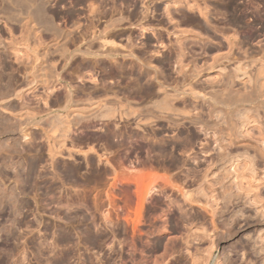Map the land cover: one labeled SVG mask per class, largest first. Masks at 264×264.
Returning <instances> with one entry per match:
<instances>
[{"label":"bare ground","instance_id":"bare-ground-1","mask_svg":"<svg viewBox=\"0 0 264 264\" xmlns=\"http://www.w3.org/2000/svg\"><path fill=\"white\" fill-rule=\"evenodd\" d=\"M22 1L23 0H21L20 2L18 0V2H16L15 0L14 2V0H11L10 2L8 1V4L6 2V5L10 9H14L16 7L18 8L20 7V9L22 8V10L23 8L28 9L24 11L26 12L25 15L22 16L21 15L22 13L19 14L21 16L18 17L15 25H13V27L19 30L21 36L19 37V42L16 43L17 48L12 49L14 64L17 66L24 67L23 70L24 72H26L25 70L28 65L25 63V61L28 60L27 58L30 59L29 64L31 65L30 67H32L33 66L32 64L34 63L35 65L36 62L39 61V59L43 60L41 61V63L43 64V62L46 61L44 60V58L46 56H49L47 55V50H48L47 47H40V45H38V42L40 40L38 37L37 22L35 21L36 19L35 17L38 13L37 10H40V12L41 11L45 12L47 9L45 10L44 4H43L44 6L41 5L39 7L40 9L37 7L38 5L37 1L39 0H29V1L27 0L28 2H30L29 3L30 5L27 4L28 2H26V0H24L26 4L29 6V8L26 7L27 5L25 7L22 6L24 4V1L23 2ZM41 1L43 2L44 0ZM237 1L238 0H216V2H214L213 4L207 5L206 2H202L199 0H102L100 2H102L103 5H101L102 3L97 2V0H51L55 8L57 7L61 8L62 7L61 5L63 4L65 5L67 4L68 6L67 8L65 7L64 13L58 11L57 10L58 8L54 10L53 13L51 12L52 16L50 18L52 19L49 21L51 26L50 32L52 33L53 36V40H51L53 41L52 45H54L56 49H60L58 54H56L57 58L62 59V61L66 63L72 56L73 59L76 56H79V58L83 59L86 55L94 54L97 57L105 55V57L109 58L108 60H110V62L112 63L113 60H115L113 59L114 56L123 54V50L126 51V49L128 48L126 44H125L126 49H123L125 48V46L120 47L119 45L120 42L126 41L129 42L128 44L130 43H133V45L136 44L141 49L140 51L142 55L139 52L138 55H136L133 51L134 49L131 50L132 48H134V46L130 44L131 46L128 45L129 51L127 52V56L134 58L135 61H138V63L136 62L138 65L136 75L135 73H132L136 76V78L131 74L133 79L135 78L134 79L135 82L133 81L134 82L133 87L135 88L137 93H136V97L133 98H128L125 96L123 97L122 94H121L122 95L121 98H116L118 96L111 95L110 97V95L107 94L106 91L104 92L105 93L104 97H102L104 93L100 95L101 97L100 96L98 98L96 97L97 101L95 97H94L95 99H93V98H89V96L91 95L89 96L87 95L86 97L89 98L88 100L91 99L90 100L91 102H89L85 97L86 101H88L87 102L88 104L86 106L85 104H83L85 102V99H83L84 102L82 103L83 100H81L82 99L81 94H78L81 95L79 97L80 100L78 99V95L74 96L75 92L78 90L74 88L75 86H77L76 84L74 86L71 85L72 83L68 84L69 82L72 81L71 78V81H69L64 86L63 88L64 90L62 92L60 91V93L51 96L53 99L50 98L51 95L50 93L52 92L53 89H50L51 92H49L48 91L49 87L45 85L46 86L44 88L45 92H43L42 94L43 98H41L40 96L39 98L37 99L34 98L32 100L37 102L36 104H43V106L46 108L42 107V110L47 109L45 110L47 111V113H50V109H51L50 107L53 106L54 108H56L55 110L56 112L53 115H49L42 121L40 120L38 122V124L40 122L41 123L43 122V124H46V126L48 125L50 126L49 130L46 131L50 134L51 139L53 138L55 133L56 134L58 133L57 136L55 135L57 139L53 138L55 140L54 142L56 147H53V145L51 146H48V144L46 145L48 140H50L49 137H46V135L44 139L46 142L44 143L46 146L45 145L44 146L47 152L46 160L49 159L48 164L52 162L53 165L55 164V161H53L54 158L64 156V155L62 156L63 150L64 152H66L65 153L67 156L66 158L70 159L71 161L74 156L72 155L74 154L73 152L78 151V149L75 151V149L77 148L76 147L77 144L73 142L74 138L72 140V138L69 136L71 128L77 124L78 119L83 122L82 126H84L85 128H87L89 125L91 126V124L93 125L95 122L94 120L95 119L97 120V118H98L97 121H99V119L100 120L102 119V121L106 120L108 124L110 121H111L110 124H114L115 119L120 125H121L120 122L125 123V125H127L129 121H132L135 130L133 128L132 129L134 131L140 130V132L142 133H144L145 131L143 130V128H141V124L142 125L153 124L154 120L157 121L158 119L162 120L167 125L179 126L181 128L182 134H184V143L182 144L183 147L182 149L184 153L186 152V154L192 159V161L194 160L197 164L196 168L200 175V182H201L199 184V187L206 184L205 180L207 174L209 173L215 175L216 171H220L224 175V178L222 177L221 180L222 182H225V184L217 183L219 184L217 187L214 186V184H212L213 187H215L214 190L215 189L217 190L213 191V194L210 196V198L212 199L211 203H208L207 201L205 202L204 200L201 201L200 199H197L198 201L195 200L196 204H198L201 209L206 210V208H208L206 211L207 214L209 215L210 225H211V230L208 232L212 233L216 239H221L223 237L230 238L232 240L238 237H240V239L242 238V241L245 242L246 246L244 244L243 246L239 245L238 248H236V250H238V252H242V254L246 249L249 252L260 251L264 253L263 246L261 245L256 246V244L259 245V243H262L261 241L263 240L262 239L263 237L261 236V234L264 235V205L263 203L261 204L262 201H260L261 182L260 180H258L257 183H255L256 180L255 178H253V175L255 173L254 166H256V164L254 163L260 162L262 164L261 166L264 167V31L259 29L257 30V28L255 27L258 24L260 25L261 21L264 22V3H262L260 0H242L241 4L238 5ZM180 8L183 9V11L180 12L179 10ZM170 9L174 10L175 12L173 11L174 13H172ZM177 9L183 27H180L179 24L180 21L178 23L173 17V15L177 14L176 12ZM209 9L215 11L217 15L220 16L227 15L229 17L228 21L229 23H231V25L235 27L240 26L241 28L246 29V33L244 32L245 35L239 40H237L236 35L233 34L230 36L221 35L222 36L221 39H223V41L217 39L219 31H217L216 29L217 28L216 24L212 22L213 18L211 16L212 14H209L211 13ZM185 10L188 13H185ZM194 11H196L197 14L202 17L203 23L199 21L198 18L193 14ZM8 18L12 20L13 17L12 18L8 17ZM62 19H63L62 24L59 25V22L57 21ZM85 21L87 22L86 24L84 23ZM2 44L3 43H1L0 41V45ZM117 47L119 50L117 49ZM70 48L75 49L74 51L76 52H71L67 54V50ZM80 48L83 50H80ZM2 49H3L2 53L4 59L2 63L0 62V92L8 88L7 85H2V83L4 82L7 83L9 82V80L10 81L14 80L17 77L16 73H18L19 71L18 69H13L11 66H8L6 62L7 56L4 51V49L6 50V48H2ZM23 49L28 50L29 52L28 57L24 56L22 52ZM93 49L96 50L92 51ZM154 49H158V50H154ZM50 57L48 58L51 59L52 61L51 62L49 61L50 62V64H48L49 66L43 64V66L49 68L44 69L46 67L41 66L42 68L41 71L44 72H42L43 73L42 77H40L39 80H42L44 84H46L47 80H49L48 79V77L50 76L49 74L55 73V67H56L55 63L56 60H58V59L55 60L53 57L52 58ZM151 58H153V61H151ZM104 60L102 62H104ZM82 61H84V59L81 60V62ZM135 61L133 60L134 63ZM199 61H201L200 64ZM75 62H78V60ZM92 62L93 61H91L90 63ZM98 62L100 63V61ZM85 64L83 66L86 69L85 66L89 67V65H85ZM93 64L94 63H92L91 65ZM117 64H119V62ZM95 65H93L92 67H94ZM104 65H106V63H104ZM155 65H157L158 68V69L156 68L157 72L154 71ZM78 66L80 67V65ZM70 67L72 68L71 65ZM32 68L33 70L36 69L35 67ZM99 68L100 67H98V69ZM74 69H72L73 72H75ZM77 69L78 68L76 67V70ZM88 69H90L89 72H91V68ZM112 70L115 69L112 68ZM31 71H29L30 72L29 75L32 77L33 75H31ZM129 71L132 70L130 69ZM33 72L37 73V70ZM89 72L88 74H92V72L91 73ZM101 72L103 73V71ZM27 73L24 76L25 81L30 80V76L27 75ZM112 73L113 71L111 72V74ZM94 74L96 75V73ZM78 75L79 74H76L75 78L77 79L80 78L77 77ZM116 75L118 76L117 73ZM58 76L59 74L56 75V77ZM126 76L128 77V75ZM33 77H35V74ZM90 77L87 79L90 80ZM102 77L104 76L102 75ZM50 78H54V76ZM75 78L73 79L75 80ZM116 79H114V81ZM57 81H59V78ZM95 82L94 81L89 82L90 86L91 83L94 84ZM104 82H99V83L104 84ZM30 83H33L32 80L31 82L29 81L28 84ZM102 86L105 87V84ZM88 88L90 89V87ZM78 89L80 90V87ZM81 90L83 94V90L85 89H82V86H81ZM113 91L116 90L114 89ZM97 92H99V90ZM124 94L126 93L124 92ZM20 95L17 93L16 95H14L16 100L19 101L18 103H20L22 107L28 106L30 104L29 103L30 100L23 99L20 97ZM112 97L114 98L112 99ZM48 99L50 100L52 99L51 102H49L50 100L48 101ZM9 106L11 108L15 107V105H11V104ZM26 112H27L26 114H28L27 117L28 120L27 122L26 121L25 122L28 123V121L33 119V117L30 119L31 117V116L29 117V115L31 114V113L29 114L30 111H26ZM37 113L38 116L39 112ZM34 114L36 116V113ZM39 126L42 127V125ZM115 128L117 129V127ZM122 129H124L125 131L126 129L125 126ZM117 131L118 130H116V133ZM129 131L128 134L130 133ZM136 133L137 135L136 134L135 135L137 137V140L138 139L142 140L141 138L143 136L141 137L138 134V132ZM26 138L27 135L21 133V139L23 140ZM104 139L105 138H103V140ZM190 139L196 145L195 150H192V147L190 148L188 144V141ZM67 140H69L68 142L70 144V147L68 149L67 146H65V142ZM82 141H83L82 143H84V139ZM136 143L137 142L134 143L135 146ZM160 145L164 147L163 143ZM74 147L76 148L74 149ZM161 148L162 147H160V150ZM94 149L91 147L89 148L88 152L95 153ZM137 149L139 151H142L143 146L138 147ZM109 150L110 149L108 148V151ZM148 150H150V148L148 149V147H146L145 151ZM163 150L164 149H162L161 151ZM161 151L160 153H162ZM79 152H81L80 154L83 156V158L86 157L85 156L87 155L86 152L83 153L82 150ZM146 154L148 156V153ZM102 157H98L97 155V159ZM113 159L112 161L115 160ZM99 160L100 159H98L97 162H99ZM73 162L74 161L71 162L72 165ZM82 162L84 163L83 159ZM105 162L107 164L106 167H108L109 166L108 162L107 161ZM146 162H149L148 165L151 167L152 163L150 164V161H148L147 159ZM56 165L57 164H55L54 166ZM32 167L33 166L31 165V168ZM56 167H54L55 170ZM79 167L80 165H77L76 163L74 169L76 170ZM263 167L262 169H264ZM68 171L71 172L74 170L69 168ZM15 172H16L15 181L16 183H18L19 181H17V179L20 178L19 176L20 173H18V169L16 171V168H15ZM144 175L145 174H142L141 176L139 175L137 177V181L134 182L137 188L134 193L135 196L132 205H129L128 203L126 204V201L125 203L123 201L124 204H122L121 206H115L113 208L115 209V212H117V215L119 213L120 215L122 214L123 219L130 223V233H131L130 241L126 243V245L124 244L125 245L124 251H126V253L131 252L130 256H128L130 257L128 259L130 260L131 264H135L134 263L135 258L131 257V255L132 252L135 251L138 252L137 242L142 237L144 236L146 237V240L144 239L145 241L144 247L149 248V246L152 245L151 243L153 242L151 240V237L157 234L165 236V238L163 239L164 242L162 246V250L164 252L167 251L168 247L174 242L175 239V237L171 236L172 234L168 233L169 226H168V212L166 211L167 207L166 210L163 209L165 207L159 209L156 208L157 210H159L156 213H154L152 209L153 212L150 218H146V216L144 215V210H145L144 208H146L145 207L146 198L149 197V195L151 194L152 192L151 185L156 180L155 178H153L155 177L154 175L153 177L150 175L151 177L148 178L149 179L148 183L144 184L142 180ZM148 176L149 174L147 175V177ZM29 181L27 180L26 183H28ZM23 183L24 181L22 182V184ZM22 189L24 190V188ZM6 191L7 190L5 189L2 192L4 193ZM21 192L18 191L19 194ZM199 192L203 197H206L205 193H203L204 192L203 189L201 191L199 190ZM181 194H183V192H181ZM8 195H11V193H9ZM187 195H188L187 192L183 194V196H187ZM214 195L217 196L215 197ZM19 196L22 197V195ZM3 200H5V198ZM13 200L15 202V199ZM16 200H18L17 197ZM18 201L21 202V200ZM217 201H223V202L228 201L231 204V207L228 209L227 208L225 209L222 206L219 207V205H217ZM189 202L193 203L194 201L190 200ZM15 204L17 203L15 202ZM12 206L13 207L9 206V208H7V205L5 206V208H7L6 210L8 211V213H6L7 216L8 214H12L11 216L9 215L8 218L3 219L4 224L5 223L7 224V225L5 224L6 227L3 226L4 225L2 224L3 221L0 220L2 222L1 226L4 228V232H1L0 230L1 234L3 233V237H0V264H8L11 260L12 261L10 263L12 264H22V263L24 264L25 261L23 256L21 257L20 255L24 252L23 245L20 246V244H18L17 246L16 244L13 243V245L15 246H11L12 242L10 243V241L12 240L11 238L13 237L10 234V232L14 230V229L11 230V227L14 224L15 219L12 221L8 219L9 217L11 219L14 218L15 216H18L19 211L21 209V208L18 209L17 205H12ZM36 222L37 220H35V223ZM64 237L65 236H63L61 239L58 237L59 240L56 239V241L58 240V242H56V244L53 243V248L55 245L57 247L59 245L58 243L61 244L62 242H65L66 244L68 242L67 238L69 237L67 236H66L67 238ZM89 240L92 241L91 238H89ZM163 240L161 239V241ZM140 242L143 241L140 240ZM40 244L43 243L40 242L38 245ZM74 245L75 244H73V246ZM47 247H45L46 249L44 248L47 251L42 250L43 253L50 252V254H53V250L49 248L48 250ZM5 252L7 253L9 258L8 259L6 258L7 261L3 263L1 256ZM238 252L235 253L236 257L239 254ZM43 253H41L40 251L37 252L38 264H69V260L71 259L70 257H72L68 255V252L66 254L62 252L59 255L53 254L52 256H48V254L46 253H44L46 254L44 255ZM19 255L21 258H19L16 262H14L15 261L14 258L16 256L19 257ZM147 259L148 258H145L144 260ZM144 260H142L141 263L146 262ZM137 261L139 262V260Z\"/></svg>","mask_w":264,"mask_h":264},{"label":"rangeland","instance_id":"rangeland-1","mask_svg":"<svg viewBox=\"0 0 264 264\" xmlns=\"http://www.w3.org/2000/svg\"><path fill=\"white\" fill-rule=\"evenodd\" d=\"M8 1L10 2L11 0H0V41L1 43H3L2 45H0V62L2 63L4 59L2 48H6V50L4 49V51L7 56L6 62L8 66H11L13 69H18L20 72H14L17 76L14 80H9V82L7 83H2V85H7L8 88L0 92V220L3 221V223L0 221V230L1 232H4V228L1 226L2 224H4L3 219L8 218L9 215H12L8 214L7 216L6 213H8V211L6 209L9 208V206L13 207L12 205H17L18 209L21 208L19 211L20 216L18 214V216H15L14 218L10 219L9 217L8 220L12 221L15 219V222L13 221L14 224L11 227V230H14L10 232V234L13 236H11L12 240L10 241V243L12 242L11 246H15L13 245V243L17 246L18 244H20V246L23 245L24 254L22 253L20 255L21 257L23 256L25 260L24 264H38L37 252L40 251L41 253H43L42 250H45V247L47 246V249L49 248L53 250V254L59 255L62 252L65 254L68 252V255L72 256L70 257L71 259L69 258V264H81L83 262V264H131L130 260L128 259L130 258L128 256H130L131 252H127V254L126 251H124V246L130 241V223L123 219L122 214V216L120 215V213L117 215V212H115V209L113 208L115 206H121L125 203V201L126 204L128 203L129 205H132V203L134 202V193L137 188L134 182H136L137 177L139 175L141 176L142 174H145L142 179L144 184H147L149 180L148 178L151 176L153 177V175L155 176L153 178L156 179L155 182L152 183V185H154H151V194L146 198V208H144V215L146 216V218H150L153 211L154 213L159 211L156 208L159 209L165 207L163 209L166 210L167 207L166 211L168 212L169 226L168 233L172 234L171 236L175 237V239L174 242L168 247L167 251L164 252L162 250V246L165 236L157 234L151 237V240L153 242L151 243L152 245H150L149 248L144 247V239L146 240V237H142L140 240L143 242H140V240L137 242L138 252H132L131 255V257L135 258V264H140L141 261L145 258H148V261L144 260L146 262H142L141 264H264V253L260 251L249 252L246 249L242 254V252H238V250H236L239 245L243 246L245 244V242L242 241V238L240 239V237H238L232 240L230 238L223 237L221 239H216L212 233L208 232L211 230L210 218L206 211L208 208H206V210L201 209L199 205L196 204L195 200L198 201L197 199H200L201 201L204 200L205 202L207 201L208 203H211L212 199L210 198V196L213 194V191L217 190H214L215 187H213L212 184H214V186L216 187L219 184H225V182H222L221 180L222 177L224 178V175L220 171H216L215 175L209 173L207 174L205 180L206 184L199 187V184L201 182L200 175L196 168L197 164L194 160L192 161V159L186 154V152L184 153L182 149V144L184 143V134H182L181 128L177 125L170 126L165 124V122H163L162 120L158 119L157 121L154 120L153 124H141V128H143V130L145 131H143L144 133L140 132V130H136L141 137L143 136L141 138V141L143 142V150H146V147H148V149L150 148V150L146 152L138 150L139 152L136 154L137 160L153 159L156 163H154L151 167L149 165L145 166L140 164L135 168H127V170L119 169L117 171H108L106 169H103L101 167L102 165L96 166L94 162H92L93 155L97 154L96 152H88L89 149L87 151H83V153H87V155H85L86 157L83 158V156L80 154L81 152H79L82 149L78 148L77 146V148L74 147V149L76 148L75 151L77 149L78 151L73 152L74 154L72 155L74 156L72 161L75 162L83 159L85 167L82 170L88 172L90 174L89 177L73 179L71 178V176L67 175V173L69 174L73 172H69V168L76 171L81 167L75 170V165L72 167L71 160L66 158L67 156L64 150L62 151V156L64 155L63 157H56L53 159V161H55V164H57L56 166L58 167L54 166L55 164L53 165V163L51 162L52 160L50 161L51 163L48 164L49 159L46 160L47 152L45 146L48 144V146L53 145V147H56L54 139H57L56 136L58 133H55L56 136L54 135V139H51L50 134L47 132L50 126H46V124H43V122H40L38 124V122L40 120L42 121L49 115H53L56 112V108H54L53 106L50 107V113H47V111H45L47 109H44L46 107H44L43 104H36L37 102L32 99H37L40 96L41 98H43L42 94L43 92H45L44 88L46 86L49 87V92H51L50 89H53L50 93V98H52L51 96L58 94L59 88H64L67 83L63 82L61 80V77L59 76L61 73H63L64 67L71 62V58L73 56L66 63L63 62L62 59L57 58L56 54H58L60 49H56V47L52 45L53 41L51 40H53V36L50 32L51 26L49 21L52 19L50 18L52 16L51 12L53 13L54 10H56L58 7L55 8L51 0H44V3L39 0L37 1V7L39 8L44 4L45 10H48H46L45 12H40V10H37L39 14L37 13L35 17V21L37 22L38 37L40 40L38 42V45H40V47H47L48 49L47 55L49 56H46L44 58V60L46 61L43 62V64L49 66L48 64H50V62L52 61L48 58L50 56V58L53 57L55 60L58 59L60 61L56 60L57 64L55 63V73L49 74L50 76L48 75L49 80H47L46 84H44L42 80H39L40 77H42V72H44L41 71V66H43L41 61L43 60L39 59V61L35 64L36 66L33 63L32 67L36 68L35 70H33V68L30 67L31 65L29 64L30 59L27 58L28 60L25 61V63L28 65L25 70L26 72H24L23 70L24 67L15 65L12 55V49L17 48L16 43L19 42V37L21 36V34L19 33L18 29L13 27V25H15L19 16L25 15L26 12L24 11L28 9L23 8L22 10V8L20 9V7L10 9L6 5V2L8 4ZM19 1L21 2V0ZM28 1L26 0V2ZM100 1L97 0V2ZM199 1L206 2L207 5H211L216 2V0ZM260 1L264 3V0ZM16 2H18V0H16ZM26 2L24 1V4L22 6L25 7L30 3L28 2L26 4ZM241 2L242 0H238L237 4L239 5L241 4ZM101 5H103V3ZM61 6L62 7L58 8L57 10L61 13H64L65 7L67 8L68 6L67 4H63ZM26 7L29 8L28 5ZM179 10L180 12L183 11V9L181 8ZM209 10L211 12L209 14H212V22L216 24V29L217 31H219L217 39L223 41V39H221V35L230 36L233 34L236 35V39L239 40L245 35L246 29L241 28L240 26L235 27L231 25V23H229L228 21L229 17L227 15H224L225 17L223 15L220 16L217 15L215 11H212V9ZM173 11L174 10H171L172 13L175 12ZM176 12L178 15L175 13L176 15H173V17L178 23L180 21V27H183L179 17L178 9ZM185 13L188 12H186L185 10ZM193 14L198 18L199 21L203 23L202 17L198 15L196 11H194ZM8 17L12 18L13 21ZM62 21L63 19L57 22H59V25H61ZM261 22L260 25L258 24L255 27L257 28V30L259 29L264 31V22ZM84 23L86 24L87 22L85 21ZM70 49L67 50V54L76 52L70 51ZM22 52L25 57H28V50L23 49ZM86 56L97 57L94 54H89ZM200 62L201 61H199V64ZM48 68L46 67L44 69ZM154 68V71L157 72V65H155ZM31 70H37V73H34ZM29 71H31V75L34 76L35 74V77H31L29 75ZM26 73L30 76L29 81L31 82L32 80L33 83L28 84L29 81L24 80V76ZM58 74L59 76L56 77V75ZM53 76L54 78H50ZM58 78L59 81H57ZM16 93L19 95L21 94V98L30 100V104L26 107H22L21 104L18 103L19 101H17L14 96L16 95ZM49 100L50 99H48V101ZM49 102H51V100ZM10 104L15 105V107L11 108L9 106ZM33 105L36 107H34ZM37 105L40 110L38 109ZM42 107H44V110H42ZM36 110L37 112H39L38 116ZM26 111H30V119L33 117V119H31L32 121L30 120L28 121V123H26L28 120V114H26ZM34 113H36V116ZM97 120H94L96 122L95 127H102V125L100 124L107 122L106 120L102 121V119H99V121ZM114 122L115 124H118L116 119L114 120ZM120 123L122 124V122ZM82 124L83 122L78 119L77 124L71 128L69 134L71 138L75 133H77V131L83 129L84 126H82ZM39 125H42V127ZM21 133L26 134L27 138L22 140ZM45 135L46 137H49L51 141L48 140V142L46 143L44 140ZM68 141L69 140L65 142V146H67V149L70 147ZM192 142L193 141H191L190 139L188 141V144L190 148L192 147V150H195L196 145L194 144V142ZM44 143H46V145ZM162 143L164 147L160 145ZM159 146L162 147L161 150L164 149V152L160 150ZM160 151L162 153H160ZM146 153H148L149 157ZM150 155H152V157H150ZM161 155L163 156V158ZM102 156L106 157V155H101L98 157ZM103 157L98 158L100 160L97 163L102 164L103 161L108 162V160L103 159ZM35 160L38 161V164ZM183 161L186 162L184 163ZM259 163H254L256 164V166H254L255 173L253 175V178H255L256 180L255 183H257L258 180H260L261 182V198L260 196L259 198L261 199L260 201H262L261 204L263 203L264 205V169H262V164ZM31 165L33 166L32 168ZM51 167L53 168V170ZM54 167H56V170ZM15 168L16 171L18 169V173H20V178L17 179V181H19L20 183H16L15 181ZM148 174L149 176L147 177ZM27 180L29 181L28 183H26ZM23 181L24 183L22 184ZM4 188L7 191L3 193L2 191L5 190ZM22 188H24V190ZM201 188L203 189V193H205L206 197H203L199 192V190H202ZM11 189H13L14 191ZM15 190L17 191V194ZM18 191L22 192L19 194ZM7 192L8 194L11 193V195L14 197L8 195ZM181 192H183V194L187 192L188 195L183 196ZM19 195H22V197ZM15 196L18 200H21L22 203L16 200ZM4 198L5 200H3ZM13 199H15V202L17 204H15ZM188 200H192L194 202L192 203ZM5 204L7 205V208H5ZM217 205H219V207L222 206L225 209L231 207V204L228 201H217ZM34 219L37 220L36 223ZM38 222L40 225L38 224ZM5 224L3 225L4 227H6L7 225ZM1 232L0 237H3V233L1 234ZM63 236H65L64 238L69 237L67 238L69 243L67 241L66 244L65 242H62L61 244L58 243L59 247H56L55 245L54 248H56L54 249L53 243L56 244L59 238L61 239ZM261 236L263 237L261 238L264 240V235L261 234ZM89 238H91L92 241L89 240ZM56 239L58 240L56 241ZM161 239L163 241H161ZM69 240L71 241V243ZM263 240L261 241L262 243H259V245L256 244V246L261 245L264 247ZM40 242L43 243L40 244L42 248L40 245H38ZM73 244L75 245L73 246ZM237 252L239 254L236 257L235 253ZM4 254L1 256L3 263H5L9 258L6 252ZM46 254H48V256L53 255L50 254V252H47ZM20 255L19 257L16 256L14 258V262L21 258ZM125 259L127 262L125 261ZM137 260H139V262ZM122 261L125 262L123 263Z\"/></svg>","mask_w":264,"mask_h":264},{"label":"flooded vegetation","instance_id":"flooded-vegetation-1","mask_svg":"<svg viewBox=\"0 0 264 264\" xmlns=\"http://www.w3.org/2000/svg\"><path fill=\"white\" fill-rule=\"evenodd\" d=\"M129 42H126V41H122V42H120L119 43V45H120V47L122 46V47H124L125 46V48H123V49H126V45H127V47L129 48V46H131L130 44H132L133 45V43H130V44H128ZM126 44V45H125ZM129 45V46H128ZM136 44H134L133 46H134V48H132L131 50H133L134 51V53L136 54V55H138V52L139 53H141V49L136 45ZM132 46V47H133ZM137 49H136V48ZM128 48L126 49V51L125 50H123V49H120V50H123V54H121V55H117V56H114L113 57V59H115L116 60V62H115V60H113V62L111 63L110 62V60H108L109 58H107V57H105V55H103V56H100V57H87V56H85L83 59H84V61H82L81 62V60H83V59H81V58H79V56H76V57H74V59L72 58V60H71V62L67 65V66H65L64 67V69H63V73H61L60 74V77H61V80L63 81V82H65V83H68L69 81H71V78H72V81L71 82H69L68 84H71V85H77V86H75L74 88L75 89H77L78 91H76L75 92V95L74 96H76V95H78V94H81V95H78V99L80 100V96H81V100H83V99H85V102H84V100L82 101V103L83 104H85L86 106H87V102L89 101V102H91L90 100H88L89 98H93V99H95L96 97L98 98L101 94H103L104 92H106L107 91V94H109L110 95V97H111V95L113 96V95H116V96H118V97H116V98H121V96L123 95V97L125 96V97H128V98H133V97H136V90H135V88L133 87V85H134V79L136 78V72H137V63H138V61H135V59L134 58H131V57H128L127 56V52L129 51L128 50ZM117 49H118V47H117ZM80 50H83V49H81L80 48ZM96 49H93L92 51H95ZM119 50V49H118ZM70 51H74V49H70ZM125 51V52H124ZM141 55H142V53H141ZM125 56V57H124ZM126 57H128V58H126ZM124 58H126V59H124ZM78 60V62H75V61H77ZM104 60V62H102L103 60ZM131 59V60H130ZM75 60V61H74ZM80 60V61H79ZM108 60V61H107ZM119 60V61H118ZM122 60V61H121ZM133 60L135 61V63L133 62ZM91 61H93L92 63H94L93 65H95L94 67H92L93 65H91L92 63H90ZM98 61H100V63L98 62ZM112 61V60H111ZM132 61V62H131ZM151 61H153V58H151ZM73 62H75V63H73ZM102 62V63H101ZM108 62V63H107ZM119 62V64H117ZM125 62V63H124ZM137 62V63H136ZM79 63V64H78ZM86 63V64H85ZM89 63V64H88ZM104 63H106V65H104ZM123 63V64H122ZM134 63V64H133ZM89 65V67L88 66H85L86 67V69L84 68V66L83 65ZM100 66H99V65ZM102 64V65H101ZM113 64V65H112ZM117 64V65H116ZM70 65L72 66V68L70 67ZM74 65V66H73ZM78 65H80V67H82V68H80ZM120 67H119V66ZM128 65V66H127ZM103 66H105V67H103ZM76 67L78 68L77 70H79V71H77L76 70ZM97 69H96V68ZM98 67H100L99 69H98ZM108 67V68H107ZM110 67V68H109ZM123 67V68H122ZM71 68V69H70ZM75 68V69H74ZM88 68H91V72H92V74H88V72H89V70L90 69H88ZM103 68V69H102ZM106 68H107V70H106ZM112 68H114L115 70H112ZM119 70H118V69ZM121 68V69H120ZM68 69H69V71H68ZM72 69H74L75 70V72H73L72 71ZM93 69V70H92ZM110 69V70H109ZM117 69V70H116ZM132 70V71H129V70ZM95 70V71H94ZM98 70V71H97ZM103 71V73L101 72V71ZM122 70V71H121ZM126 70V71H125ZM67 73H66V72ZM77 71V72H76ZM83 73H82V72ZM88 71V72H87ZM106 71V72H105ZM113 71V73L111 74V72ZM117 71V72H116ZM121 73H120V72ZM78 72H80V73H78ZM91 72H89V73H91ZM105 72V73H104ZM119 72V73H118ZM128 72V73H127ZM84 73H86V74H84ZM94 73H96V75L94 74ZM115 73V74H114ZM116 73L118 74V76L116 75ZM130 73V74H129ZM132 73H135V75L134 74H132ZM74 74V75H73ZM76 74H79L77 77H80V78H75L76 76ZM101 74V75H100ZM105 74V75H104ZM120 74H122V75H120ZM133 76H135V78L133 79V77H132V75ZM85 75V76H84ZM88 75H89V77L90 76H92V77H90V80H88L87 78H89L88 77ZM102 75L104 76V77H102ZM107 75H111L110 77L109 76H107ZM125 77H124V76ZM126 75H128V77L126 76ZM71 76V77H70ZM82 76V77H81ZM117 77V79H116V77ZM122 78H121V77ZM130 76V77H129ZM69 77V78H68ZM113 77V78H112ZM73 78H75V80L73 79ZM85 78H86V80H85ZM91 78H92V80H91ZM101 78V79H100ZM103 78H105V79H103ZM109 78V79H108ZM65 79V80H64ZM68 79V80H67ZM70 79V80H69ZM77 79V80H76ZM98 79H100V80H98ZM108 79V80H107ZM114 79H116L115 81H114ZM125 79V80H124ZM132 79V80H131ZM83 81V84H82V81ZM95 80H96V82H95ZM124 80V81H123ZM79 81V82H78ZM84 81H86V82H84ZM95 82L94 84L93 83H91V86H90V84H89V82ZM104 82V84H105V87L104 86H102V85H104V84H100L99 82ZM134 81V82H133ZM106 82H107V84H106ZM116 82V83H115ZM81 85H80V84ZM115 83V84H114ZM86 84H88V85H86ZM98 84V85H97ZM112 84H113V86H112ZM80 85V86H79ZM95 85V86H94ZM101 85V86H100ZM107 85V86H106ZM120 85H122V86H120ZM127 85V86H126ZM81 86H82V89H85V90H83V94H82V90H81ZM85 86V87H84ZM100 86V87H99ZM119 86V87H118ZM80 87V90L78 89ZM88 87H90V89L88 88ZM95 87V88H94ZM105 89H104V88ZM129 87V88H128ZM133 87V88H132ZM97 88V89H96ZM102 88V89H101ZM118 88H119V90H118ZM125 88V89H124ZM128 88V89H127ZM86 89H88V90H86ZM94 89V90H93ZM103 89H104V91H103ZM107 89V90H106ZM111 89V90H110ZM116 90V91H113V90ZM64 89H63V87L62 88H59V90H58V93H60V91L62 92ZM91 90V91H90ZM93 90V91H92ZM99 90V92H97ZM121 90H122V92H121ZM87 92H89V93H87ZM97 92V93H96ZM102 92V93H101ZM109 92V93H108ZM113 92H115V93H113ZM120 92V93H119ZM124 92L126 93V94H124ZM135 92V93H134ZM111 93V94H110ZM117 93V94H116ZM120 95H119V94ZM132 93V94H131ZM122 94V95H121ZM128 94V95H127ZM131 94V95H130ZM85 95V96H84ZM89 96V95H91V96H89V98H87L86 96ZM94 95V96H93ZM97 95V96H96ZM104 95H105V93L103 94V96L102 97H104ZM109 95H107V96H109ZM132 95H135V96H132ZM84 97V98H83ZM87 98V100L88 101H86V98ZM95 97V98H94ZM101 97V96H100ZM97 98H96V101H97ZM114 97H112V99H113ZM101 99V98H100ZM52 100V99H51ZM93 101V100H92ZM95 101V100H94ZM79 104V103H78ZM81 107V106H80ZM130 122V123H129ZM128 122V124L127 125H125V123H122L121 125L120 124H110L111 122H109V124L108 123H103V124H100V125H102V127H95V122H94V124L92 125L91 124V126L89 125L87 128H85V127H83L84 129H81V130H79V131H77V133H75L74 135H73V137H72V140H73V138H74V143L75 144H77L76 146L78 147V148H80V149H82V151H87L89 148H95L94 150H95V152L97 153V155L98 156H101V155H106V157H103V159H107L108 160V167H106L107 165L105 164V161L102 163V164H100V163H98L97 164V155L95 154V155H93V159H92V162H94V164L97 166V165H102L101 167L103 168V169H106V170H108V171H117V170H121V169H124V170H127V168H135L136 166H138V165H148L149 164V162H146V159H140V160H137V157H136V155L135 154H137L138 153V147H141L142 146V141L140 140V139H138L137 140V137H136V135H137V131H134L135 129H134V124H133V122L132 121H129ZM104 124H106V125H104ZM130 125V126H129ZM104 126H105V128H104ZM124 126H125V131H124V129H122V128H124ZM115 127H117V129L115 128ZM119 127V128H118ZM108 128H109V130H108ZM113 128H115L116 130H118L117 131V133H116V130L115 129H113ZM134 130H133V129ZM106 129V130H105ZM113 129V130H112ZM122 129V130H121ZM132 129V130H131ZM105 130V131H104ZM130 132L129 134H128V131ZM107 131V132H106ZM113 131H114V133H116V134H114L113 133ZM120 131H121V133H120ZM125 132V133H124ZM134 132V133H133ZM80 133H82V134H80ZM106 134V136H105V134ZM108 133V134H107ZM126 133H127V135H126ZM79 136H77V135ZM80 134V135H79ZM89 134V135H88ZM122 134H123V136H122ZM133 134V135H132ZM136 134V135H135ZM116 138H115V137ZM118 136V137H117ZM81 137V138H80ZM91 137V138H90ZM109 137V138H108ZM124 137V138H123ZM129 137V138H128ZM103 138H105V139H107V140H103ZM119 138V139H118ZM122 138V139H121ZM126 138V139H125ZM130 138H132V139H130ZM135 138H136V140H135ZM84 139V143H82L83 141L82 140ZM92 139V140H91ZM112 140V141H110V140ZM134 139V140H133ZM85 141H87V142H85ZM110 141V142H109ZM134 141V142H133ZM78 142H79V144H78ZM107 142V143H106ZM132 142V143H131ZM135 142H137L136 143V146H135ZM139 142V143H138ZM81 143V144H80ZM122 143V144H121ZM133 144V145H131V144ZM82 144H84V145H82ZM90 144V145H89ZM107 144V145H106ZM138 144V145H137ZM106 146V147H105ZM123 146V147H122ZM86 147V148H85ZM137 147V148H136ZM108 148L110 149L109 151H108ZM131 148V149H130ZM134 151V152H133ZM142 151H144V152H146L145 150H142ZM110 153V154H109ZM115 159H113V158ZM150 157H152V155H150ZM109 158V159H108ZM146 158V157H145ZM112 159L114 160V161H112ZM148 161H150V164H151V166H153V163L155 162L153 159H147ZM111 161V162H110ZM143 163H142V162ZM72 162V161H71ZM76 163H77V165H80V169H78V170H76V171H73V172H71V174L69 173H67V175H69V176H71L72 175V173H73V175L71 176V177H75V178H86V177H89L90 176V174L88 173V172H85V171H83L82 169H83V167H85V165H84V163L82 162V160H80V161H76V162H73V165L75 164L76 165ZM80 163H82V164H80ZM111 163V164H110ZM72 165V166H73ZM82 165V166H81ZM109 167H111V168H109ZM74 173H75V176H74ZM77 173V174H76ZM77 176V177H76Z\"/></svg>","mask_w":264,"mask_h":264}]
</instances>
